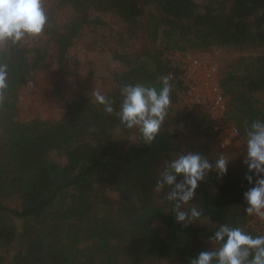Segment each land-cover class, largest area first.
Wrapping results in <instances>:
<instances>
[{"label": "trees", "instance_id": "1", "mask_svg": "<svg viewBox=\"0 0 264 264\" xmlns=\"http://www.w3.org/2000/svg\"><path fill=\"white\" fill-rule=\"evenodd\" d=\"M45 7L42 35L0 52L9 68L0 105V264H189L211 247L208 238L221 224L264 233L244 211L243 194L251 187L246 151L221 146L204 108L175 107L185 88L182 70L169 58L172 52L264 47V0H46ZM65 11L69 20L57 21ZM105 13L118 17L116 27L101 19ZM79 40H88L90 50L107 47L116 65L105 94L114 113L106 114L92 92L77 88L60 120L21 119L23 88L37 73L57 91L78 74L72 48ZM168 74V115L146 145L116 115L120 87L159 89V77ZM218 82L228 121L240 133L235 142L246 149V122L264 121V56L236 59L220 70ZM181 151L198 152L213 164L221 154L229 159L227 173L209 172L182 206L202 211L187 227L165 199L168 186L155 190L165 163Z\"/></svg>", "mask_w": 264, "mask_h": 264}, {"label": "clouds", "instance_id": "2", "mask_svg": "<svg viewBox=\"0 0 264 264\" xmlns=\"http://www.w3.org/2000/svg\"><path fill=\"white\" fill-rule=\"evenodd\" d=\"M45 3L46 0H0V52L9 44L42 35L48 23ZM8 77V65L0 62V105L5 100ZM171 79V74L159 77V89L143 83L120 87L122 99L116 115L126 128H135L146 145L156 139L168 115ZM92 96L97 104L103 105L106 114L114 113L112 99L99 89H95ZM245 132L243 164L247 167L245 179L251 187L243 194L247 205L244 211L248 216L264 221V121L255 120L250 126L246 122ZM228 163L229 159L223 154L213 164L205 156L192 151H181L165 163L155 190L159 192L168 186L170 190L165 199L173 203L172 211L177 222L187 227L201 218L202 211L195 205L187 211L182 210V206L195 198L199 183L209 172L215 171L221 177L225 175ZM208 240L211 247L190 258L189 264H264V233L253 235L241 227L221 224Z\"/></svg>", "mask_w": 264, "mask_h": 264}, {"label": "rangeland", "instance_id": "3", "mask_svg": "<svg viewBox=\"0 0 264 264\" xmlns=\"http://www.w3.org/2000/svg\"><path fill=\"white\" fill-rule=\"evenodd\" d=\"M100 16L102 20L110 23V25L114 27L117 26L118 17L113 13H105ZM70 17V12L65 11V13L57 15L56 19L57 21H61L63 18L69 20ZM102 33L103 30L101 29V31L97 33V37ZM93 37L94 36L88 35V40H91V43L94 42ZM88 40L86 41L89 42ZM86 41L79 40L72 48V53L77 55L80 62L79 72L77 75H70L68 79L63 81L60 91L55 90V83L46 79L47 76L42 72L37 73L34 79L23 88L21 101L19 103V117L21 119L31 120L40 118L44 121L60 120L66 113L67 101L72 95V91L77 88L82 92H93L95 89H99L102 94H106L107 87L109 89L111 86V74L112 71L115 70L116 65L110 59L107 47H104L101 51L100 49L90 50L86 46ZM196 54L203 59L216 62L218 66H220V70H222L240 57L264 56V47L249 48L242 51L214 48L210 52ZM64 82L67 83L64 84ZM79 85L81 86L79 87ZM261 100L264 105V97L261 98ZM187 104H189V98L184 95L183 92L175 107L180 108ZM223 140L226 145L231 144L237 151L243 152L246 150L245 144L235 142V137L230 133H226ZM233 156L234 154L232 157ZM53 159L58 162L61 160L55 158V156H53ZM253 218L252 223L259 224L260 228L264 230V221L261 222L254 216Z\"/></svg>", "mask_w": 264, "mask_h": 264}, {"label": "built area", "instance_id": "4", "mask_svg": "<svg viewBox=\"0 0 264 264\" xmlns=\"http://www.w3.org/2000/svg\"><path fill=\"white\" fill-rule=\"evenodd\" d=\"M171 54L169 58L173 66L179 67L183 72L184 95L189 98L188 105L200 106L207 111L215 123V130L219 132L221 146L226 147L223 140L225 134L230 133L237 137L240 133L238 128L228 121L227 98L218 82L220 66L192 52Z\"/></svg>", "mask_w": 264, "mask_h": 264}]
</instances>
